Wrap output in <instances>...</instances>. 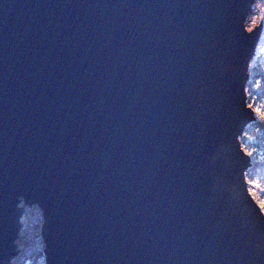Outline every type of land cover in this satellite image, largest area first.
<instances>
[{
	"label": "water",
	"instance_id": "water-1",
	"mask_svg": "<svg viewBox=\"0 0 264 264\" xmlns=\"http://www.w3.org/2000/svg\"><path fill=\"white\" fill-rule=\"evenodd\" d=\"M257 1L0 0V264L22 204L45 264H264L238 151Z\"/></svg>",
	"mask_w": 264,
	"mask_h": 264
},
{
	"label": "rangeland",
	"instance_id": "rangeland-1",
	"mask_svg": "<svg viewBox=\"0 0 264 264\" xmlns=\"http://www.w3.org/2000/svg\"><path fill=\"white\" fill-rule=\"evenodd\" d=\"M263 18H264V0H258L256 4L254 5L251 14L247 18V21H246L247 29L252 30L255 28L256 25L257 26L260 25L261 20ZM261 41H264V19H263V33H262ZM258 59L259 61H261L260 64L258 65L259 73H258V77H256L254 80L252 78L253 73L255 72L253 68L256 66ZM263 79H264V46L260 47V45H258L256 56L250 65L249 79L247 81V93H248L249 84L251 82H253L254 87L257 88V84L261 85V83H263ZM261 96L262 97H259L258 94H255V95H251L250 97L248 93V102H250L252 98H255V106L258 107L261 104H264V98H263L264 96L263 95ZM258 121H264V120L259 119L258 116L256 115L255 122H258ZM252 141L253 139L249 140V143H252ZM21 206L24 210V217L22 219V229L19 234V238L16 242L18 255L15 257L13 264H29L27 262V258L29 255L32 254L33 248H36V249L44 248V244L41 238V227L38 230L35 229L34 227L36 223L40 224V226L43 223V217H42V213L40 209L37 206H34L32 208H29L28 206H25L24 204H22ZM33 217L35 218V220L33 219ZM38 241H40L42 245H37ZM37 264H45L44 254H43V259H40L39 263Z\"/></svg>",
	"mask_w": 264,
	"mask_h": 264
},
{
	"label": "trees",
	"instance_id": "trees-1",
	"mask_svg": "<svg viewBox=\"0 0 264 264\" xmlns=\"http://www.w3.org/2000/svg\"><path fill=\"white\" fill-rule=\"evenodd\" d=\"M260 47L264 46V41H261L259 44ZM262 59V58H260ZM261 61H257L256 66L253 68V79L255 80L256 77H258L259 68L258 65ZM251 92L252 95L258 94L259 97L264 96V79L263 83L259 86V88H255L253 82L249 84L248 87V93ZM261 94V95H260ZM264 98V97H263ZM247 134L245 136L244 134ZM243 136H242V146L247 144L249 150L256 149L254 156L251 157L253 166L250 168V170L247 172V179H260L261 181H264V121H258L248 126V128L245 130ZM247 137H252L253 141L252 143H249V140ZM35 220V218L33 217ZM33 220V221H34ZM35 229H39L41 226L40 224H35ZM37 245H42L40 241H38ZM33 248V252L31 255L28 256L27 262L29 264H37L39 263L40 259H43V249L41 248Z\"/></svg>",
	"mask_w": 264,
	"mask_h": 264
},
{
	"label": "snow or ice",
	"instance_id": "snow-or-ice-1",
	"mask_svg": "<svg viewBox=\"0 0 264 264\" xmlns=\"http://www.w3.org/2000/svg\"><path fill=\"white\" fill-rule=\"evenodd\" d=\"M260 85L257 84V87ZM251 92H249V96L251 97ZM247 108L251 109L256 113L259 119L264 120V104L260 106H255V98H252L250 102L247 104ZM249 118L252 117V113H246ZM247 136V134H244ZM248 140L253 139L252 137H247ZM241 153V159L253 157L256 149L249 150L247 144L243 145L241 148L238 149ZM247 162V161H246ZM245 173L241 174V188L243 191V196L249 211L260 219H264V181L260 179H247L244 180Z\"/></svg>",
	"mask_w": 264,
	"mask_h": 264
}]
</instances>
